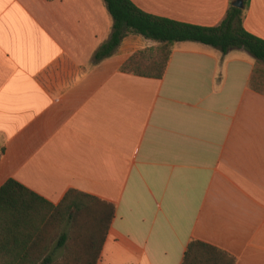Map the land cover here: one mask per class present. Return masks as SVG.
<instances>
[{
	"label": "crops",
	"instance_id": "crops-1",
	"mask_svg": "<svg viewBox=\"0 0 264 264\" xmlns=\"http://www.w3.org/2000/svg\"><path fill=\"white\" fill-rule=\"evenodd\" d=\"M213 27L234 0H129ZM244 29L264 40V0ZM103 0H0V186L58 204L76 190L114 207L96 264H180L192 239L264 264V94L244 49L175 42L160 79L123 73L156 42L110 36Z\"/></svg>",
	"mask_w": 264,
	"mask_h": 264
},
{
	"label": "trees",
	"instance_id": "trees-1",
	"mask_svg": "<svg viewBox=\"0 0 264 264\" xmlns=\"http://www.w3.org/2000/svg\"><path fill=\"white\" fill-rule=\"evenodd\" d=\"M232 4L213 27H200L147 14L129 0H103L112 19L109 39L95 51L94 62L115 53L126 35L157 43L133 52L120 66L123 73L160 79L175 42L193 41L219 49H244L254 67L248 87L264 94L263 76L256 65L264 62V40L242 24L249 0ZM3 147H0V156ZM114 207L98 198L70 189L53 205L12 179L0 186V264H96ZM227 252L192 239L180 264H234Z\"/></svg>",
	"mask_w": 264,
	"mask_h": 264
},
{
	"label": "rangeland",
	"instance_id": "rangeland-1",
	"mask_svg": "<svg viewBox=\"0 0 264 264\" xmlns=\"http://www.w3.org/2000/svg\"><path fill=\"white\" fill-rule=\"evenodd\" d=\"M256 76H263L264 79V62L258 63L256 65Z\"/></svg>",
	"mask_w": 264,
	"mask_h": 264
},
{
	"label": "water",
	"instance_id": "water-1",
	"mask_svg": "<svg viewBox=\"0 0 264 264\" xmlns=\"http://www.w3.org/2000/svg\"><path fill=\"white\" fill-rule=\"evenodd\" d=\"M232 5L238 8H241L243 6V1L242 0H234L232 2Z\"/></svg>",
	"mask_w": 264,
	"mask_h": 264
}]
</instances>
